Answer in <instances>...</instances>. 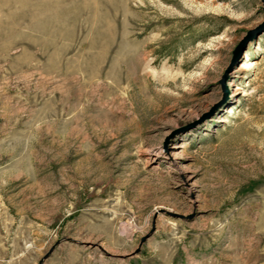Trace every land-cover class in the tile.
I'll use <instances>...</instances> for the list:
<instances>
[{"label": "rangeland", "instance_id": "1", "mask_svg": "<svg viewBox=\"0 0 264 264\" xmlns=\"http://www.w3.org/2000/svg\"><path fill=\"white\" fill-rule=\"evenodd\" d=\"M263 23L264 0H0V264H264V31L233 61ZM160 209L187 218L151 232Z\"/></svg>", "mask_w": 264, "mask_h": 264}, {"label": "water", "instance_id": "2", "mask_svg": "<svg viewBox=\"0 0 264 264\" xmlns=\"http://www.w3.org/2000/svg\"><path fill=\"white\" fill-rule=\"evenodd\" d=\"M264 31V23L259 25L258 27L254 28V29H251L247 32V34L243 37V39L240 41V43L237 45V47L235 48L234 50V57H233V61L237 59V57L239 56V54H241L248 46L249 42L258 38V36ZM228 78V71L226 72V74L224 75L223 79L221 80V83L224 87V89L226 90V80ZM214 110V109H213ZM212 112V111H211ZM210 114V113H209ZM209 114H206V116H209ZM191 126V125H190ZM193 126V125H192ZM159 212H162V213H165L169 216H172V217H175V218H182V219H186L187 217H185L184 215L182 214H179V213H176V212H172V211H169V210H165V209H160L158 212L155 213V217H154V220H153V228H152V231H154V228H155V220H156V217L158 216V213ZM189 218V217H188ZM151 233H149L148 235L142 237L141 239V243L143 241H145L149 236H150ZM70 241H74V242H77V243H82V241H79L77 239H74V238H69ZM140 251V248H138L136 250V253ZM51 251L49 253H47L43 259H41L40 263L39 264H43L44 260L46 258L49 257Z\"/></svg>", "mask_w": 264, "mask_h": 264}]
</instances>
